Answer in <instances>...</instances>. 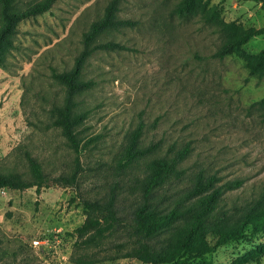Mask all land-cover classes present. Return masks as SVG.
Here are the masks:
<instances>
[{"label":"rangeland","instance_id":"1","mask_svg":"<svg viewBox=\"0 0 264 264\" xmlns=\"http://www.w3.org/2000/svg\"><path fill=\"white\" fill-rule=\"evenodd\" d=\"M38 0H15L17 8ZM109 0H55L48 11L18 22L13 46L0 65V175L33 181L29 158L40 165L47 184L0 187V264H150L124 253L138 245L131 210L141 200L142 166L120 169L117 161L142 124L140 145L157 144L161 155L189 144L179 163L185 173L152 193L151 205L169 209L194 184L199 171L216 184L240 180L225 190L218 216L241 218L264 187V127L260 109L264 76L250 74L242 57L213 52L223 36L199 15L173 12L178 0H119L116 16L134 22L109 29L95 43L117 41L122 49H97L81 78L89 88L74 93L75 126L83 145L77 153L54 123L53 108L66 87L52 69L72 67L82 34ZM225 20L262 26L264 8L254 0H208ZM264 46V33L244 45ZM1 188L6 191L2 192ZM116 195L119 220L99 237L76 228L97 216L83 200L104 202ZM194 198L181 201L189 203ZM182 216L144 238L160 247L185 221ZM59 231L61 240L52 238ZM48 244L33 246L34 239ZM92 238V239H91ZM214 264H264V233L229 241L209 254Z\"/></svg>","mask_w":264,"mask_h":264},{"label":"trees","instance_id":"2","mask_svg":"<svg viewBox=\"0 0 264 264\" xmlns=\"http://www.w3.org/2000/svg\"><path fill=\"white\" fill-rule=\"evenodd\" d=\"M55 0H38L17 8L15 0H0V65H3L7 52L13 46L12 36L19 21L48 11ZM264 8V0H254ZM119 0H109L104 7L102 15L92 21L82 34L83 46L75 56L73 65L65 71L52 69L51 75L65 85L66 95L59 106H55L54 123L61 128L72 148L79 153L82 144L75 126L85 117V112L74 114V93L89 88L92 80L81 78V72L86 59L97 49H122L125 46L117 41H104L95 43V39L102 32L109 29H118L130 26L134 22L127 18H118ZM173 12L180 16L199 15L201 19L215 25L223 38L213 52V56L222 58L234 54L245 60L250 74L258 77L264 76V46L255 53H248L243 45L253 36L264 33L262 26H242L237 20H225L215 5H209L208 0H178ZM260 109L261 120L264 127V96L253 103ZM142 131L139 124L133 131L130 141L118 158L117 166L120 169L142 166L145 175L139 181L138 190L141 200L131 210V228L135 235H139L138 245L131 247L124 256L135 257L150 264H214L209 254L218 246L229 241L247 239L257 233H264V187L259 196L251 203L241 218L229 220L220 218L223 193L227 189L241 184L240 180L216 184L219 180L215 175L204 178L199 171L194 184L180 196L169 209H159L151 205L153 191L164 182L184 175V168L179 163L190 151L189 144H185L173 151L167 157L161 155L157 144L140 145L138 137ZM33 181H24L19 175L13 173L0 175V187L25 188L35 184L37 188L47 184L41 165L33 158H29ZM192 199L187 204L181 201ZM116 195L112 194L104 202L83 200L86 208L97 216L83 222L76 230L85 235L94 228L93 237L104 235V232L113 227L119 220L116 208ZM185 216V221L178 231L172 233L171 240L155 247L144 241V238L159 228ZM91 238V239H92ZM76 264H92L91 259L77 257ZM261 264V263H257Z\"/></svg>","mask_w":264,"mask_h":264},{"label":"built area","instance_id":"3","mask_svg":"<svg viewBox=\"0 0 264 264\" xmlns=\"http://www.w3.org/2000/svg\"><path fill=\"white\" fill-rule=\"evenodd\" d=\"M2 192H5L6 189L5 188H1ZM52 238H54L55 240H61L62 238V235L59 231H56L53 233L52 235ZM33 246H42V245H45V244H48L49 242V239L46 237V238H42V239H34L33 241Z\"/></svg>","mask_w":264,"mask_h":264}]
</instances>
